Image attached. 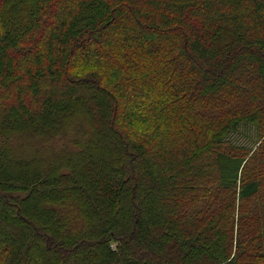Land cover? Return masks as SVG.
I'll return each instance as SVG.
<instances>
[{
    "label": "trees",
    "instance_id": "16d2710c",
    "mask_svg": "<svg viewBox=\"0 0 264 264\" xmlns=\"http://www.w3.org/2000/svg\"><path fill=\"white\" fill-rule=\"evenodd\" d=\"M0 264H264V0H0Z\"/></svg>",
    "mask_w": 264,
    "mask_h": 264
},
{
    "label": "rangeland",
    "instance_id": "374dc122",
    "mask_svg": "<svg viewBox=\"0 0 264 264\" xmlns=\"http://www.w3.org/2000/svg\"><path fill=\"white\" fill-rule=\"evenodd\" d=\"M98 48H100L99 46L97 47H95L94 48V51L96 52V53H98ZM72 101V100H71ZM72 104V103H71ZM121 107V106H120ZM81 111H79V112H77V113H75V115H73V116H67V117H64V118H67V120L65 119V124L66 125H68V123H71V121H73V123H75V122H78L79 120H84V119H86V116L85 115H83V111H82V109L81 108H79ZM76 120V121H75ZM61 123V122H60ZM58 124V123H57ZM66 125H60L59 126V129L61 128H63V131L65 132V137H63V136H59L58 138L59 139H61L60 141H62L63 143H58V145H57V147L55 148V146H53V145H55V144H53V142H45V143H43V144H41V143H38V142H35L36 144L35 145H33L31 148L34 150H36V151H38V149L40 148V147H43V146H47V149H46V151L45 152H42L41 154H43L41 157H42V159H39V161H38V163L35 165V167L33 166L32 168L34 169V168H46V164L47 165H50V163L51 162H54V160H51V156L53 155L54 156V154L53 153H55V154H57L58 152H59V150L58 149H62L63 147H62V145L64 144V143H67L68 142V139H70V142H68L67 144H71V142H75L76 140H80V139H82L83 138V134H81L82 133V131H83V129H81V128H79V127H75L76 128V130L69 136V132H70V130H66V129H71V128H69V127H66ZM58 127V126H57ZM56 128V127H55ZM80 129V130H79ZM73 131V130H72ZM27 149H30L29 147L27 148ZM32 150V151H33ZM63 150V149H62ZM32 151H28L27 153H26V155H25V152H17L16 153V155L19 153V155H21V156H23V157H26V156H29L30 154H31V152ZM56 156V155H55ZM45 157V158H44ZM8 159V158H7ZM12 159V158H11ZM10 158L8 159V160H11ZM40 161H42V162H44V164L42 163V162H40ZM40 162V163H39ZM54 164V163H53ZM52 167V166H51ZM48 168V167H47ZM44 206H46V204H44Z\"/></svg>",
    "mask_w": 264,
    "mask_h": 264
}]
</instances>
